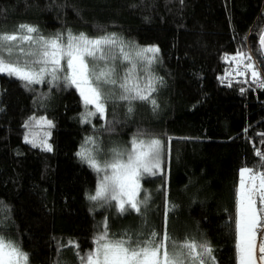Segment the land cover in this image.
<instances>
[{
	"label": "trees",
	"instance_id": "1",
	"mask_svg": "<svg viewBox=\"0 0 264 264\" xmlns=\"http://www.w3.org/2000/svg\"><path fill=\"white\" fill-rule=\"evenodd\" d=\"M36 26L44 35L71 30L89 36L98 29L142 47L157 46L156 111L138 103L131 118L116 108L114 131L104 121L81 123L75 89L38 87L33 93L0 75V220L6 239L17 241L29 264H78L93 247L98 225L109 235L137 234L164 226L175 238L203 237L216 264H237L231 221L239 170L255 168L264 145V89L251 83L221 84L237 49L257 60L264 34V0H0V32ZM264 71V64H261ZM247 79V77H246ZM243 88L245 91L241 92ZM46 94L47 98L37 97ZM46 116L52 151L24 142L23 125ZM108 119H113L109 105ZM138 129L164 145L162 176L143 181L148 203L140 214L115 209L93 212L97 177L76 153L85 137L127 144ZM46 129H32L37 142ZM32 138V137H30ZM174 206V208L172 207ZM146 221V222H145Z\"/></svg>",
	"mask_w": 264,
	"mask_h": 264
},
{
	"label": "snow or ice",
	"instance_id": "2",
	"mask_svg": "<svg viewBox=\"0 0 264 264\" xmlns=\"http://www.w3.org/2000/svg\"><path fill=\"white\" fill-rule=\"evenodd\" d=\"M98 32L89 36L69 29L44 35L36 26L24 24L18 25L13 33L0 32V75L19 81L33 93L38 91L37 86L45 85L49 92L61 86L75 89L83 107L81 123L95 129L92 119L98 118L104 121L101 128L105 132L114 131V124L120 122L115 119L116 108L120 106L128 118L138 103L156 111L159 105L154 93L158 91L157 85L163 83L154 73L159 48L132 44L103 29ZM258 42L257 51L264 57V35L259 36ZM225 63L234 64L229 74L247 77L237 83H248L250 79L264 89L259 67L264 59L254 61L250 53L237 49L234 55H225ZM224 81L225 77H221V82ZM225 86L231 87L232 82ZM37 98L43 100L47 96L41 94ZM110 104L113 119H108ZM36 126L46 129L38 142L32 131ZM23 127L29 130L24 136L25 143L52 151L48 141L50 129L55 125L51 120L33 115ZM164 151L159 138L141 129L131 135L126 145L107 149L102 148L97 135L85 137L76 155L97 177L94 194L87 195V199L99 207L115 209L120 215L132 212L143 218L141 208L146 211L148 196L138 199L141 181L166 174L162 169ZM255 156L259 158L255 168L246 166L239 170L234 195L231 229L237 264H264V232H260L264 229V153L256 151ZM3 226L0 220V229ZM92 243L93 247L83 253L74 247L78 264H216L211 244L202 234L199 238L191 235L180 240L168 232L167 211L159 233L152 229L135 238L127 233L117 237L109 235L105 221L98 225ZM28 259L17 241L6 239L0 231V264H28Z\"/></svg>",
	"mask_w": 264,
	"mask_h": 264
},
{
	"label": "built area",
	"instance_id": "3",
	"mask_svg": "<svg viewBox=\"0 0 264 264\" xmlns=\"http://www.w3.org/2000/svg\"><path fill=\"white\" fill-rule=\"evenodd\" d=\"M248 53H250L252 55L254 61H257V58H256L255 54L252 52V50H251V48L249 46H248ZM233 67H234V64L232 66H230L226 70V72L223 74L222 77H225V81L223 83L221 82L222 86L226 87L225 84L228 81H231L232 84H234V83H237L238 80L239 81H243V80L246 79V77L235 76V73L229 74V70L231 68H233ZM259 67L261 69L262 77H264V71H263V68H262L261 64L259 65ZM233 77H235V78H233ZM259 134L260 135H264V132H259ZM259 151L264 153V145H262V147H261V149ZM260 232H264V229H261ZM259 244H260V233L258 232L257 245L259 246ZM257 256H259V252H257Z\"/></svg>",
	"mask_w": 264,
	"mask_h": 264
},
{
	"label": "rangeland",
	"instance_id": "4",
	"mask_svg": "<svg viewBox=\"0 0 264 264\" xmlns=\"http://www.w3.org/2000/svg\"><path fill=\"white\" fill-rule=\"evenodd\" d=\"M17 29V27L15 28V30ZM14 32V31H13ZM13 32H11V33H13ZM125 40V39H124ZM125 41H127V42H130V41H128V40H125ZM132 44H134L133 42H131ZM136 45V44H135ZM149 47H152V46H149ZM154 47H157V46H154ZM157 66H158V62L154 65V73H155V75H156V72H157ZM98 139H99V141L101 142V146H102V148H104V149H107V148H109L110 146H112V145H123V144H121V143H119V142H117V141H115V140H112V141H103V139L101 138V137H98ZM126 145V144H125ZM155 177V176H154ZM146 178H151V177H146ZM146 178H144V179H146ZM144 179H142V181H141V192H140V197H138V199H142L144 196H145V189H144V186H143V181H144ZM148 196V195H147ZM149 197V196H148ZM93 205H94V207H93V212H95V213H97V211H99V212H108L109 210H111V208H102V207H99L96 203H94L93 202ZM144 207H142L141 208V210L143 209ZM29 264V263H28ZM258 264H259V262H258Z\"/></svg>",
	"mask_w": 264,
	"mask_h": 264
},
{
	"label": "water",
	"instance_id": "5",
	"mask_svg": "<svg viewBox=\"0 0 264 264\" xmlns=\"http://www.w3.org/2000/svg\"><path fill=\"white\" fill-rule=\"evenodd\" d=\"M264 35V34H263Z\"/></svg>",
	"mask_w": 264,
	"mask_h": 264
}]
</instances>
